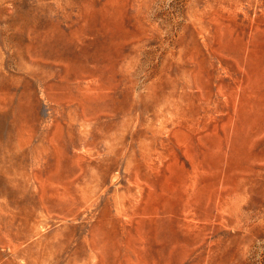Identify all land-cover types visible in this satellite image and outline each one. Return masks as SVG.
Instances as JSON below:
<instances>
[{
  "label": "rangeland",
  "instance_id": "1",
  "mask_svg": "<svg viewBox=\"0 0 264 264\" xmlns=\"http://www.w3.org/2000/svg\"><path fill=\"white\" fill-rule=\"evenodd\" d=\"M0 264H264V0H0Z\"/></svg>",
  "mask_w": 264,
  "mask_h": 264
}]
</instances>
